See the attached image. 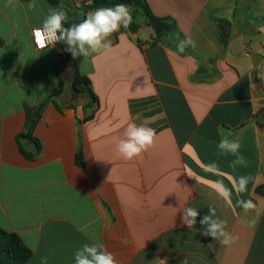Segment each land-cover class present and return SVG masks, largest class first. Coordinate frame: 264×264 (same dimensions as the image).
I'll return each instance as SVG.
<instances>
[{"label":"crops","instance_id":"crops-1","mask_svg":"<svg viewBox=\"0 0 264 264\" xmlns=\"http://www.w3.org/2000/svg\"><path fill=\"white\" fill-rule=\"evenodd\" d=\"M57 1L28 10L32 0H17L13 11L0 0V228L32 251L27 264H74L94 242L117 264H264V0H146L175 32L155 43L130 8L135 32L121 27L109 49L76 59L33 43L51 9L81 21L94 0ZM187 38L194 46L180 52ZM76 68L98 98L91 120L72 88ZM129 123L156 135L125 160L117 145ZM224 136L239 139L246 166H229L235 157L217 148ZM240 176L251 177L244 193L234 187ZM239 200L256 207L245 213ZM187 207L199 211L191 229ZM209 207L238 237L231 245L202 234Z\"/></svg>","mask_w":264,"mask_h":264},{"label":"clouds","instance_id":"clouds-1","mask_svg":"<svg viewBox=\"0 0 264 264\" xmlns=\"http://www.w3.org/2000/svg\"><path fill=\"white\" fill-rule=\"evenodd\" d=\"M17 0H7L5 7L15 11ZM37 7L35 0L27 5L28 10ZM67 13L62 8L51 9L48 16L43 20L42 26L36 31L41 46H55L58 42L67 45L66 51L70 52L73 59L83 56L87 57L92 53H98L111 47L109 37L119 31L121 27L127 29L133 20L128 5L120 3L112 7H100L90 11L86 18L79 23L65 26ZM194 46L191 38L181 40L177 45L178 50L183 52L187 47ZM155 130L144 125L129 123L124 133V138L117 145L118 154L125 160H132L147 151L154 143ZM217 148L223 155L235 157L230 163L234 170L237 167L247 165V161L240 154L241 144L239 139H229L224 136ZM207 169L213 172L218 171L215 162L209 163ZM251 180L249 176H240L235 184V190L239 193L247 191ZM217 194L228 198L231 191L222 182H218ZM238 205L245 213L254 209L256 205L251 200H239ZM182 223L191 229L197 224L199 211L194 207L183 209ZM199 223L203 226L202 234L212 237L221 246H229L238 237L227 231V221L221 220L216 215L215 208L209 207L208 214L204 215ZM74 264H117L115 256L109 252L102 243H85L78 248L73 256ZM42 264H47V257L42 258Z\"/></svg>","mask_w":264,"mask_h":264},{"label":"trees","instance_id":"trees-1","mask_svg":"<svg viewBox=\"0 0 264 264\" xmlns=\"http://www.w3.org/2000/svg\"><path fill=\"white\" fill-rule=\"evenodd\" d=\"M53 5H59L57 0H49ZM126 4L129 8L134 10V14H138L143 17L146 25L154 32L156 39L155 43L162 42L164 37L172 34L177 30V25L172 18H159L154 16L146 0H94L92 5L85 8V14L90 11H94L100 7H112L116 4ZM84 16V19L86 18ZM82 21V20H81ZM81 21H71L65 23V26H69L73 23H79ZM220 24H227V22H220ZM228 25V24H227ZM139 28V25L133 22L130 25V30L135 32ZM222 30H224L222 26ZM3 42L0 39V47ZM58 46L62 49H66L67 45L63 42H58ZM73 90L80 95L85 96L88 99V103L85 105V109H92V113L86 117V120H91L98 108V98L94 94L91 81L88 77L80 74L76 68L74 79L72 82ZM63 90V83L60 89L55 94H60ZM44 105H41L36 111V117L39 116ZM77 164L80 167H84L82 160V153L77 154ZM257 193L264 196V185L257 188ZM32 257V251L24 244L22 239L16 233H10L0 228V264H27Z\"/></svg>","mask_w":264,"mask_h":264},{"label":"built area","instance_id":"built-area-1","mask_svg":"<svg viewBox=\"0 0 264 264\" xmlns=\"http://www.w3.org/2000/svg\"><path fill=\"white\" fill-rule=\"evenodd\" d=\"M40 28H36L32 31V39H33V43H34V46L37 50L39 51H42V50H45L47 49L49 46L51 45H46V46H41L40 43H39V37L36 35V31L39 30ZM58 44V43H56ZM55 44V45H56Z\"/></svg>","mask_w":264,"mask_h":264},{"label":"rangeland","instance_id":"rangeland-1","mask_svg":"<svg viewBox=\"0 0 264 264\" xmlns=\"http://www.w3.org/2000/svg\"><path fill=\"white\" fill-rule=\"evenodd\" d=\"M135 18H136V20H135V21H137V22H138V20H140L141 16L137 14V15L135 16Z\"/></svg>","mask_w":264,"mask_h":264}]
</instances>
